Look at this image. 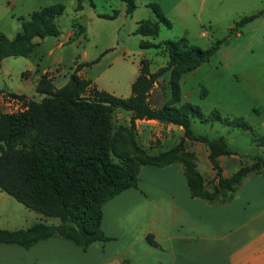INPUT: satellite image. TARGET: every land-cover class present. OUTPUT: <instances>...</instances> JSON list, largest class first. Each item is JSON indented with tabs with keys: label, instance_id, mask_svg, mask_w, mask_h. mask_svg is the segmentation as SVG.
Returning a JSON list of instances; mask_svg holds the SVG:
<instances>
[{
	"label": "trees",
	"instance_id": "1",
	"mask_svg": "<svg viewBox=\"0 0 264 264\" xmlns=\"http://www.w3.org/2000/svg\"><path fill=\"white\" fill-rule=\"evenodd\" d=\"M122 1L125 12L130 13L135 0ZM146 5L151 8L155 19L140 18L132 32L154 38L160 25L170 27L171 22L157 2L147 1ZM81 7L80 0H77L74 9ZM63 10L61 1L41 5L21 19L19 29L12 37L0 32V60L7 55H28L34 46V37L57 35L59 27L55 18ZM115 13L112 10L98 15L113 17ZM259 14H264V7L241 15L234 20L227 34L238 32L241 26ZM71 26L74 34L83 31L76 18L72 19ZM224 39L225 36L212 39L205 47L189 43L184 35L158 42L142 40L140 48L161 46L166 62L150 71L147 60L140 58L138 73L130 83L127 96L96 88L86 94L90 81L75 70L57 87L46 73L40 74L34 86L41 94L38 100L10 92L20 101L22 108L0 111V190L29 209L56 217L58 222L45 224L38 221L13 230L0 228V241H15L28 248L37 240L57 234L85 249L94 239H108L100 228L104 202L123 189L138 188L141 164L163 166L183 158L185 153L180 150L181 143L156 153H146L132 134L114 130L111 115L116 108L130 111L132 124L134 118L171 122L181 126L185 137L205 142L217 181L208 188L192 163L185 160V179L191 195L223 200L232 195L244 176L264 171L263 157L223 175L217 156L233 152L224 137L195 133L190 128L191 117L201 121H220L229 127L249 128L242 116L228 117L214 107L204 116L198 105L189 101L178 106L167 103L157 108L146 101L155 78L166 70L169 71L171 102L177 101L180 74L208 60ZM250 139L253 140V136ZM254 141L263 145L264 136ZM145 240L159 246L151 233H146Z\"/></svg>",
	"mask_w": 264,
	"mask_h": 264
},
{
	"label": "rangeland",
	"instance_id": "2",
	"mask_svg": "<svg viewBox=\"0 0 264 264\" xmlns=\"http://www.w3.org/2000/svg\"><path fill=\"white\" fill-rule=\"evenodd\" d=\"M54 1H61L64 4V10L55 18L60 34L34 37V46L27 56L3 57L0 65V91L22 90L32 97L31 93L35 91L34 77L43 67L52 71L60 70V76L53 80L55 86L60 85L71 71L77 54L85 47L88 50V58L95 54L99 61L87 63L84 72L95 79L99 86L112 90L116 95L125 96L130 92L129 77L135 69L134 66L139 63L140 56L147 60L150 71H154L166 62V54L159 48L161 46L140 48L139 43L142 40L158 42L165 38L184 35L189 43L205 47L210 40L225 36L208 60L180 74L177 80L179 85L177 101L171 102L168 70L155 78L147 92L146 101L155 108L167 103L178 106L183 101H189L198 105L204 116L208 115L213 107L228 117L242 116L249 128L229 127L220 121L210 122L201 121L197 117L190 118V128L193 132L208 136L222 135L226 139L234 156L229 157V154L219 156L218 162L224 173L257 162L264 157V144L258 145L254 141L264 136V22L257 18L245 23L238 32L232 31L227 34L234 20L256 10L257 7L264 6V0H250V2L229 0L235 1L230 3L214 0L209 8H207L209 4L204 3L201 9L195 7L190 10L186 17L169 19L170 27L160 25L158 34L154 38L135 33L128 35L126 22L117 30L115 27L119 22L118 19L97 17L92 14L93 10L118 12L117 6L120 0H80L82 9L79 11L74 9L77 0H0V32L12 37L18 31L21 19L26 18L31 10ZM143 1L136 0L137 8L134 14L145 18L149 12L150 19L154 20L155 16L151 8L144 5ZM73 18L87 26L84 37L80 33L73 34L78 40L57 46V42L65 32L73 28L71 26ZM125 44L128 45L126 51L123 49ZM103 46L112 47L107 52L99 54ZM27 68H30V76L25 78L24 72ZM35 68L38 70L36 71ZM94 88H96L94 84H88L85 93ZM10 97L12 96L9 91L0 93V98L7 102L0 106V111L14 109V102ZM130 113L128 110L116 108L111 115L113 129L132 134L136 143L146 153H156L181 143L180 150L185 153L183 158L170 163H175L178 172L184 178L185 162L192 163L193 169L208 188L216 184L214 169L208 160L204 141L185 137L181 126L171 122L134 118L132 124ZM251 136L253 140L250 139ZM143 165L152 164H141L138 173ZM38 221L56 224L58 219L29 209L0 190V228L9 230L25 228ZM108 237L105 240H92L85 251L78 256L74 255L75 263L128 264L125 257L119 260L116 258L109 261L102 260L112 257L109 245L111 237ZM63 238L73 243L72 240ZM18 247L20 246L15 241H0V264H21V258L24 256L19 253Z\"/></svg>",
	"mask_w": 264,
	"mask_h": 264
},
{
	"label": "crops",
	"instance_id": "3",
	"mask_svg": "<svg viewBox=\"0 0 264 264\" xmlns=\"http://www.w3.org/2000/svg\"><path fill=\"white\" fill-rule=\"evenodd\" d=\"M147 1L157 2L165 16L173 20L174 17L188 16L195 7L201 9L204 3H208L209 8L214 0H144V5ZM118 4V12L108 18L119 20L115 27L117 30L126 22L127 33L132 35L137 20L143 17L134 14L136 3L130 13L125 12L122 0ZM99 13L102 12L93 10L92 14L98 17L101 16ZM146 15L145 18L151 17L149 12ZM257 18L264 22V14H259L250 21ZM82 26L80 34L84 37L87 26ZM59 34L60 30L57 35ZM73 34V28L67 30L57 46L78 40ZM111 47L103 46L99 54L107 52ZM123 49L126 51L128 45H123ZM94 55L88 58V50L83 47L77 54L71 71L75 70L78 75L89 79V85L94 84L98 89L115 94L112 90L99 86L95 79L84 72L87 63L99 59ZM2 60L3 57L0 65ZM138 67L139 63L134 66L129 84L137 75ZM24 73L25 78L30 76V68ZM42 73H46L52 83L60 76V70L52 71L43 67L34 77L33 89ZM66 80L67 78L61 84ZM5 91L24 94L26 98L36 97L32 98L36 100L41 97L37 91L31 93L32 97L22 90H1L0 93ZM128 94L130 92L125 96ZM5 103L7 102L0 98V106ZM232 156L234 152L229 153V157ZM221 173L229 174L224 173L223 168ZM138 178V188L123 189L103 204L100 227L111 237L109 245L112 257L102 260H119L125 257L128 264H264V171L244 176L232 195L223 200H208L191 195L186 179L178 172L175 163L163 166L143 165ZM146 233H151L159 246L149 244L145 240ZM87 248H78L69 240L55 235L37 240L28 248L18 247L19 253L24 256L21 264H76L75 257Z\"/></svg>",
	"mask_w": 264,
	"mask_h": 264
},
{
	"label": "built area",
	"instance_id": "4",
	"mask_svg": "<svg viewBox=\"0 0 264 264\" xmlns=\"http://www.w3.org/2000/svg\"><path fill=\"white\" fill-rule=\"evenodd\" d=\"M10 98L14 102V109H11L10 111L18 110V109H21L22 108L20 101L16 97H10Z\"/></svg>",
	"mask_w": 264,
	"mask_h": 264
}]
</instances>
